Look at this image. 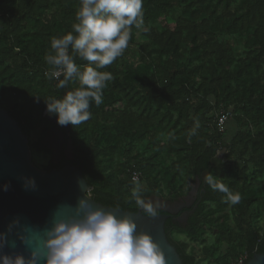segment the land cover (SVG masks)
Returning <instances> with one entry per match:
<instances>
[{"label":"trees","instance_id":"1","mask_svg":"<svg viewBox=\"0 0 264 264\" xmlns=\"http://www.w3.org/2000/svg\"><path fill=\"white\" fill-rule=\"evenodd\" d=\"M78 5L0 0V106L29 139L40 130L29 144L44 154L53 150L42 143L52 126L43 98L66 91L44 76V56L51 37L71 30ZM143 11L149 31L133 28L124 55L102 70L113 75L104 102L90 106L86 123L69 125L70 163L97 202L131 212L139 211L130 196L134 172L146 198L174 201L199 183L187 224L166 221L183 264H247L264 253V0H143ZM138 33L145 40L135 46ZM221 111L232 114L231 136L219 128ZM197 120L198 135L189 140ZM65 162L64 155L43 168ZM206 172L239 192L241 202L229 206L203 185ZM210 238L211 247L196 248Z\"/></svg>","mask_w":264,"mask_h":264},{"label":"clouds","instance_id":"2","mask_svg":"<svg viewBox=\"0 0 264 264\" xmlns=\"http://www.w3.org/2000/svg\"><path fill=\"white\" fill-rule=\"evenodd\" d=\"M133 28L149 31L143 0H79L71 30L51 37L44 76L57 81L58 90L66 91L43 100L46 113L59 126L76 128L86 123L92 117L90 106L104 102L103 92L113 75L102 70L124 55ZM199 128L197 120L187 133L189 140L198 135ZM20 179L26 191L38 189L35 177ZM202 183L222 193L229 206L242 200L239 192L230 190L212 172L204 173ZM77 185L83 195L75 203L57 204L43 223L21 222L16 217L0 231V264H168L161 244L148 231L138 230L133 215L119 205L96 203L86 179H78ZM132 185L131 201L140 213L148 219L159 218L163 202L146 198L135 174ZM10 187V182L5 183L3 190Z\"/></svg>","mask_w":264,"mask_h":264},{"label":"water","instance_id":"3","mask_svg":"<svg viewBox=\"0 0 264 264\" xmlns=\"http://www.w3.org/2000/svg\"><path fill=\"white\" fill-rule=\"evenodd\" d=\"M48 118L53 126L52 137L49 139L53 149V162L59 164L64 155L66 159L62 168L51 171L44 170L36 158L34 149L30 148L31 139L23 133L17 120L0 106V231L16 217H19L21 222L43 223L57 204L75 203L77 198L83 195L77 185L78 179H85L83 172L78 166L70 163L72 159L71 140L68 139L70 127L59 126L53 116ZM22 176L35 177L38 189L26 191L20 179ZM9 182L11 187L4 191L3 185ZM152 198L164 204L160 210L163 212L157 219H148L140 211H123L134 216L138 230L148 231L161 244L168 264H183L177 248L167 236L166 221L169 218L173 219L185 205L179 203V208L175 210L170 202L157 196L148 199ZM95 202L101 204L96 200ZM247 264H264V253H256Z\"/></svg>","mask_w":264,"mask_h":264},{"label":"rangeland","instance_id":"4","mask_svg":"<svg viewBox=\"0 0 264 264\" xmlns=\"http://www.w3.org/2000/svg\"><path fill=\"white\" fill-rule=\"evenodd\" d=\"M144 40H145V38L140 33H138L137 34V42L134 45L136 46V45L140 44ZM137 62H138V58L137 57H132L131 58V63H132L133 66H135L137 64ZM225 129H227L229 131L228 132V136H231L233 134V132H234V129H235L233 122L229 121L226 124ZM39 137H40V130H37V131L33 132L31 134V137H30L31 142L37 141L39 139ZM42 143H43V145H47L50 148H52V146H50V144L48 143V139L47 138L42 140ZM34 152H35L37 160L39 161V163L41 164L42 167H44V165H47L49 163L50 159H52L51 158V154L40 153V152L37 151V149H34ZM222 155H223V152L220 154V156H222ZM261 223H262V225H264V220H262ZM173 237L176 240H186L185 236L183 234H180V233H175L173 235ZM212 243H213V239L210 238L206 244L196 243V248L200 251V250H202V249H204L206 247H211ZM226 248H227V246H223L222 252H225ZM201 264H213V262L205 260Z\"/></svg>","mask_w":264,"mask_h":264},{"label":"flooded vegetation","instance_id":"5","mask_svg":"<svg viewBox=\"0 0 264 264\" xmlns=\"http://www.w3.org/2000/svg\"><path fill=\"white\" fill-rule=\"evenodd\" d=\"M52 127L53 126H51V128ZM51 137H52V133L47 138L50 146H52L51 142L49 140ZM51 158H52V154H51ZM63 159H64V157L62 158L61 162L63 161ZM199 187H200V184L195 183L193 185L192 189L190 190V192L188 194H186L185 196L180 197L179 199L174 200V201L166 200L167 202H170L171 206H174L173 208L175 210L179 208L180 204L183 203L185 205V207H183V208L181 207L182 209L177 215H174L173 222L176 223V225H186L187 224L189 216L192 214V211L196 208V205L198 204L197 203V201H198L197 196H198ZM160 213H162V211H160ZM185 213H187L186 216H185ZM169 219H171V218H169Z\"/></svg>","mask_w":264,"mask_h":264},{"label":"built area","instance_id":"6","mask_svg":"<svg viewBox=\"0 0 264 264\" xmlns=\"http://www.w3.org/2000/svg\"><path fill=\"white\" fill-rule=\"evenodd\" d=\"M217 119H218V123H219V128L221 131L225 130V126L228 123V121L231 119L232 114L230 112L225 113L224 111H221L219 113H217ZM136 175L137 179L140 181L141 179V175L138 172H134L133 175ZM132 175V176H133ZM243 263V258H241L238 262V264H242Z\"/></svg>","mask_w":264,"mask_h":264}]
</instances>
